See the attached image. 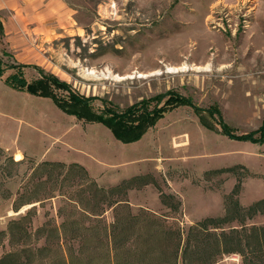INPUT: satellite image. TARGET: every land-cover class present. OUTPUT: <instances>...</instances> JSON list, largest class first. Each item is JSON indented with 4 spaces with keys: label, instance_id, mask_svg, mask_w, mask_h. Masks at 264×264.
<instances>
[{
    "label": "rangeland",
    "instance_id": "rangeland-1",
    "mask_svg": "<svg viewBox=\"0 0 264 264\" xmlns=\"http://www.w3.org/2000/svg\"><path fill=\"white\" fill-rule=\"evenodd\" d=\"M23 1L26 5H0L1 47L11 54L3 56L5 64L39 66L80 94L104 98L120 109L175 90L200 107L218 105L236 134L261 124L264 0H41L35 6ZM23 71L28 80L38 76L32 66ZM13 72L6 68L0 77V127L8 130L0 140V231L28 210L32 213L23 225L32 233L46 221L59 227L69 217L73 223L68 230L93 229L80 264H107L95 229L113 222V210L94 215L98 195L79 172L34 171L45 160L81 162L88 176L105 188L151 174L163 192L180 200L179 212L162 205L158 188L148 184L128 191L132 213L143 208L167 215L169 221L176 217L181 227L223 214V197L236 178L213 170L243 165L250 175L242 180L240 203L247 206L264 198V143L231 139L218 125L209 129L186 105L166 113L140 140L122 143L102 124L79 121L50 99L13 90L4 82ZM101 106L94 101L96 109ZM16 153L22 159L16 160ZM101 160L110 168L99 164ZM19 202L25 204L15 211ZM251 222L264 225V213ZM54 235L48 234L45 260L57 258ZM45 237H30L29 244L43 246ZM14 247L6 237L0 257ZM32 261L40 264L43 259ZM216 264L242 261L240 255H224Z\"/></svg>",
    "mask_w": 264,
    "mask_h": 264
},
{
    "label": "trees",
    "instance_id": "trees-1",
    "mask_svg": "<svg viewBox=\"0 0 264 264\" xmlns=\"http://www.w3.org/2000/svg\"><path fill=\"white\" fill-rule=\"evenodd\" d=\"M3 38L4 25L0 17V77L6 68L14 70L4 80L7 86L16 91L50 99L59 110L79 121L102 124L122 143L140 140L166 113L183 105L193 108L200 117L201 124L209 129L215 130L218 125L220 132L231 139L264 143V115L256 129L236 134L225 122L218 105L200 107L190 97L175 90L142 98L120 109L104 98L80 94L68 82L39 66L5 64L3 56L11 57V54L1 47ZM28 66H32L38 73L32 80L24 76L23 69ZM95 100L101 102L99 109L94 107ZM47 168H66L68 173L79 172L83 178L87 177L92 191L97 193L99 199V211L94 215L100 216L106 209L113 210V222L95 229L99 242L105 248L107 264H216L222 256L233 254L240 255L242 264H264V225L251 222L256 215L264 213V198L247 206L240 203L242 180L250 175L243 165L237 164L212 171L229 172L236 178L231 191L223 197L224 212L222 215L204 217L187 227H181L176 217L169 221V216H158L143 208L137 214L132 213L127 198L128 191L148 184L158 188L162 205L171 213L179 212L180 200L172 193L163 192L151 174L135 175L105 188L97 185L96 181L88 176L85 167L77 162L64 164L45 160L38 163L34 171ZM23 204L25 203H17L14 206L15 211ZM77 206L83 211L86 210L81 201L77 202ZM31 213L32 211L28 210L19 218L11 219L5 230L0 231V246L6 237L10 244H16L12 251L0 257V264H32L34 258L43 259L40 264L84 263L88 232L93 229L87 226H71L68 230L67 225L73 223L69 222L71 218L68 217L59 227H51L49 221H46L32 233L23 225ZM16 232L20 236L16 237ZM53 232L56 236L54 249L57 258L45 260L44 253L50 248L48 234ZM33 236H46V243L39 247L31 246L29 239ZM68 239L71 244L66 243Z\"/></svg>",
    "mask_w": 264,
    "mask_h": 264
},
{
    "label": "crops",
    "instance_id": "crops-1",
    "mask_svg": "<svg viewBox=\"0 0 264 264\" xmlns=\"http://www.w3.org/2000/svg\"><path fill=\"white\" fill-rule=\"evenodd\" d=\"M41 0H29L27 1L26 3L27 4H33L34 6L39 4ZM17 4H22V5H26L25 2L23 0H0V5H5V6H13V5H17ZM3 22V21H2ZM4 25V23H3ZM26 65V64H25ZM56 76V75H55ZM62 80V79H61ZM65 81V80H64ZM42 98V97H41ZM8 136V130L7 129H4L3 126L0 127V140L1 141H4V138L6 137L7 138ZM4 146V145H3ZM6 147V146H4ZM77 163L81 164L82 166H84L87 170H89L85 165H83V163L81 162H78L76 161ZM99 164H105L103 166L105 167H109L110 168V165L105 161V160H101ZM108 168V169H109ZM99 172L101 173H104V172H107L106 169H104L103 171H100Z\"/></svg>",
    "mask_w": 264,
    "mask_h": 264
},
{
    "label": "bare ground",
    "instance_id": "bare-ground-1",
    "mask_svg": "<svg viewBox=\"0 0 264 264\" xmlns=\"http://www.w3.org/2000/svg\"><path fill=\"white\" fill-rule=\"evenodd\" d=\"M15 159H16V160H20V159H22V155H21L20 153H16V154H15Z\"/></svg>",
    "mask_w": 264,
    "mask_h": 264
}]
</instances>
